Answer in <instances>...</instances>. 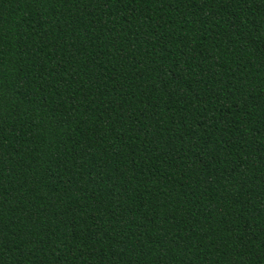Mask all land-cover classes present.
<instances>
[{"label":"trees","instance_id":"obj_1","mask_svg":"<svg viewBox=\"0 0 264 264\" xmlns=\"http://www.w3.org/2000/svg\"><path fill=\"white\" fill-rule=\"evenodd\" d=\"M0 264H264V0H0Z\"/></svg>","mask_w":264,"mask_h":264}]
</instances>
